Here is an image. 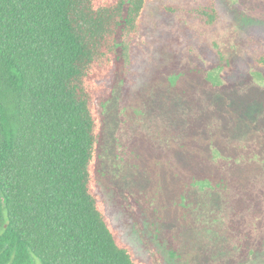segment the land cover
<instances>
[{"label": "trees", "instance_id": "16d2710c", "mask_svg": "<svg viewBox=\"0 0 264 264\" xmlns=\"http://www.w3.org/2000/svg\"><path fill=\"white\" fill-rule=\"evenodd\" d=\"M151 1L0 0V264H142L99 191L97 100L129 67ZM219 15L213 0L197 9L208 26ZM251 40L252 65L264 70L262 42ZM218 119L200 111L178 147L189 150L179 155L178 205L197 186L252 187L259 153L225 131L213 137Z\"/></svg>", "mask_w": 264, "mask_h": 264}, {"label": "rangeland", "instance_id": "374dc122", "mask_svg": "<svg viewBox=\"0 0 264 264\" xmlns=\"http://www.w3.org/2000/svg\"><path fill=\"white\" fill-rule=\"evenodd\" d=\"M209 1L149 2L129 67L115 70L97 100L99 191L142 264H264V70L252 65L251 44L264 47V0H213L214 26L197 16ZM204 109L219 118L213 137L225 131L261 162L247 194L239 184L197 186L178 205L179 155L188 160L189 150H177Z\"/></svg>", "mask_w": 264, "mask_h": 264}]
</instances>
